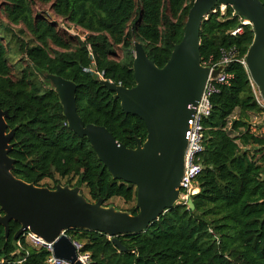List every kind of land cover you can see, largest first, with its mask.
Segmentation results:
<instances>
[{
  "label": "trees",
  "instance_id": "16d2710c",
  "mask_svg": "<svg viewBox=\"0 0 264 264\" xmlns=\"http://www.w3.org/2000/svg\"><path fill=\"white\" fill-rule=\"evenodd\" d=\"M193 1L0 0L7 22L0 20V109L8 113V130L16 128L9 153L12 174L49 189L66 180L70 188L84 187L90 203L135 201V188L112 179L86 138L68 128L57 95L38 73L72 81L84 124L103 126L134 149L138 139H146L144 123L125 114L95 74L132 88L133 42L163 68L182 38ZM37 5L49 6L63 26L45 11H34ZM213 10L200 26V62L215 60L221 47H235L238 58H244L254 38L252 27L242 25L244 19L229 6L223 13L218 4ZM239 27L242 32L231 36ZM226 72L233 78L210 98L211 112L202 122V172L196 179L199 191L191 197L193 210L176 205L143 233L119 237L125 252L104 234L67 230L69 238L83 244L90 264H264V163L254 160L264 150V135L257 136L249 123V115L258 114L264 127V109L245 66L234 62ZM127 212L137 214L134 206ZM18 229L10 222L5 238L0 227V264H45L46 251L26 245L22 236L13 240Z\"/></svg>",
  "mask_w": 264,
  "mask_h": 264
},
{
  "label": "water",
  "instance_id": "95a60500",
  "mask_svg": "<svg viewBox=\"0 0 264 264\" xmlns=\"http://www.w3.org/2000/svg\"><path fill=\"white\" fill-rule=\"evenodd\" d=\"M217 4L231 7L252 27L254 38L245 56V67L264 103V6L259 0H194L182 38L161 69L148 59L139 43L133 42L135 85L130 89L95 74L99 83L114 94L122 111L144 123L146 139H138L134 149L117 142L105 127L84 124L76 112V85L72 81L38 73L57 95L68 128L86 138L112 179L135 188L137 214L106 208L102 199L90 203L79 195L78 187L58 184L49 189L16 178L12 174L14 160L9 156L16 128L8 130V113L0 109V227L5 238L10 222H15L19 229L13 240L29 231L47 243L53 242L54 257L81 264L65 234L67 230L104 234L119 252H125L119 237L143 233L178 205L188 121L209 74V69L200 64V26ZM221 71L223 67L211 76ZM187 206L193 210L192 200Z\"/></svg>",
  "mask_w": 264,
  "mask_h": 264
},
{
  "label": "built area",
  "instance_id": "2783aa9c",
  "mask_svg": "<svg viewBox=\"0 0 264 264\" xmlns=\"http://www.w3.org/2000/svg\"><path fill=\"white\" fill-rule=\"evenodd\" d=\"M220 9V12L223 13L225 7L220 6ZM214 12L215 10L212 11V13ZM241 24L249 25V22L243 20ZM241 32L242 29L239 27L230 32V35L235 37ZM234 62L245 66V57L239 59L238 51L235 47H221L218 50V56L215 60L209 58L208 60L200 62L202 67L209 69V74L203 87L200 99L194 107L193 115L188 121V128L186 131L187 146L185 150L183 174L179 182L178 200V205H183L186 208H188L187 202L191 200V197L199 191L196 179L202 172V165L199 162V155L203 151L202 141L204 128L202 122L210 115L212 108L210 98L219 93L221 87L229 86L233 76L226 72V68L229 64ZM221 67H223V71L219 72L215 77H212L211 73ZM254 95L257 104L264 109V103L262 102L260 96L256 92ZM22 238L24 243L31 248L37 251L43 250L48 253L45 264H72L66 260L54 257L52 247L53 242L47 243L29 231L24 232L22 234ZM70 240L76 250L77 260L81 264H90V255L89 253L83 251V244L79 241L72 240L71 238ZM18 246L20 245L18 244ZM20 263L21 262H18V264Z\"/></svg>",
  "mask_w": 264,
  "mask_h": 264
},
{
  "label": "rangeland",
  "instance_id": "374dc122",
  "mask_svg": "<svg viewBox=\"0 0 264 264\" xmlns=\"http://www.w3.org/2000/svg\"><path fill=\"white\" fill-rule=\"evenodd\" d=\"M34 11H36V12L37 11H40V12L45 11L48 14L50 20L55 21L56 23H58L60 28L63 26L62 25L63 23H61V19L56 17V16H54L52 13H50L49 6L37 5L36 7H34ZM0 20H2L3 22L7 23L6 20H4L2 18L1 15H0ZM14 30H16V29L14 28ZM77 32H78V35H80L82 37V31H77ZM7 40H9V38ZM9 45L12 48L14 46L13 41H10ZM47 85L50 87L49 84H47ZM256 93H257V90H256ZM237 115H238V112L235 111L233 116L231 117V120L236 118ZM249 117H250L249 118V123L251 125V131L254 132L257 136L264 135V127L259 126L260 125V116L258 114H250ZM231 135L232 136H237L238 134L233 132ZM248 150L250 151V153H254V151L251 148H248ZM259 159L263 160V163H264V150H261V151H259V152H257L255 154L254 160L259 162ZM59 181H60L59 184L62 185V186H65V185L68 184V183H66V180H62L61 179ZM43 183L44 184H48L50 186L52 185V182H50V181H44ZM74 184H75V181L70 183V185H74ZM78 188H79V195H81L83 198L87 199L88 197H87L86 189L84 187H78ZM103 206H105L106 208H113L116 211H121V212L128 213L127 210L130 209L132 206H135V201H133L132 203H125L121 199L113 198V199L109 200L108 202L104 203Z\"/></svg>",
  "mask_w": 264,
  "mask_h": 264
}]
</instances>
